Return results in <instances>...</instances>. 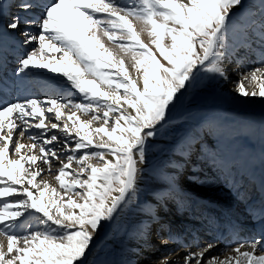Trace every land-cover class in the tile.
Returning <instances> with one entry per match:
<instances>
[{"label":"snow or ice","instance_id":"1","mask_svg":"<svg viewBox=\"0 0 264 264\" xmlns=\"http://www.w3.org/2000/svg\"><path fill=\"white\" fill-rule=\"evenodd\" d=\"M4 12L0 0V264H105L89 260L99 230L136 198L179 98L201 73L230 79L226 40L237 25L262 47L234 92L264 100V0H10ZM9 42L21 51L15 80L3 74ZM40 69L61 74L83 101L5 98ZM53 164L59 188L44 179ZM254 211L260 233H236L235 246L217 255L219 240L182 256L168 251L177 235L158 220L168 233L158 264H264V200Z\"/></svg>","mask_w":264,"mask_h":264},{"label":"bare ground","instance_id":"2","mask_svg":"<svg viewBox=\"0 0 264 264\" xmlns=\"http://www.w3.org/2000/svg\"><path fill=\"white\" fill-rule=\"evenodd\" d=\"M9 8L10 0H4L5 12H8ZM11 11L16 12L17 9L12 7ZM251 11H255V9H251ZM248 13L249 9L246 7L234 19L243 20ZM239 27L237 25V29L231 32L226 40L229 55L226 65L229 70L230 79L225 81L219 78L220 86L224 91L230 93L235 100H239L240 97L234 92L235 84L232 81L238 78V71L258 66L257 60L261 56L260 49L262 47L255 36L241 32ZM143 38L147 39L146 37ZM105 41L107 43L106 38ZM107 46L114 47L111 44ZM20 54L19 46L13 47L12 42H9L3 69L5 79H16L13 76V71L17 66V59ZM50 55L58 56L59 54ZM37 71L43 73V75L29 77L23 81L21 87L24 85L28 86L34 80L43 79L65 89L66 92H63V96L61 97L68 98L71 95L72 99L83 101V97L70 87L66 78L61 74L51 73L45 69ZM50 87L51 85H45V88ZM23 90L26 91L25 88ZM26 92L33 96H38L40 99L54 96L52 94L47 95V92L43 93V95L41 94L42 91L38 93L34 90H28ZM19 95H22V93ZM5 98L7 99L8 96ZM46 115L51 116L52 114ZM77 115H80V113H77ZM81 118L87 119L90 117L82 116ZM53 122H55L54 117ZM190 132L191 140L179 144L173 151L172 156L168 157L169 159L164 167L166 168V172L161 173L162 171L152 170L147 175L158 188H155V192L152 191L153 193L149 195V199L147 198L148 201L144 202L142 207L139 208V212L134 214L135 227L130 235H127V240L125 238L126 251L129 258L126 263L128 264H153L154 262L158 264L159 260L165 255L166 249L160 242L152 249L155 252L150 251L139 254L142 245H145L144 242L147 236L150 243L160 241L157 237L162 232L158 226L155 232L151 233L152 224L157 223L158 220H167L170 221L169 224L173 225L172 231H175L177 239L175 243L169 244L168 251L177 250L181 256L187 248L195 251L199 246L219 240L218 248L214 249L212 253L213 255H217L229 245L235 246L237 230H241V234H239L240 239H251L256 237L261 231L259 214L254 211V208L259 206L261 201L264 200V187H262V184H264V145L256 147L250 143L249 146L239 147L236 141L228 139L229 132H226L223 126L212 122H206L201 127H193ZM23 142L27 143L25 140ZM189 144L191 145L190 147L187 146ZM240 145H242V141ZM57 168L58 164H53L51 173L46 172L44 175V179L49 181L53 186L57 182L54 178ZM251 182H255L256 190L252 194L250 202H246L243 198L245 195H248V186ZM171 194L175 195L173 196L175 197L173 204L178 206V209L175 211L176 215L172 211V207H170V201L173 198L169 197ZM162 198H167L168 203L160 209L157 201ZM203 205H207V208H203ZM201 207L202 210L200 209ZM212 208L226 210H223L224 212L219 220V224L222 225L213 230L207 226L208 228L206 229L211 230L209 234L202 237L203 232H201L202 236L199 237V231L202 230L197 224L198 221L203 223L204 219L209 218L207 213L202 215L200 212L204 210L209 212L212 211ZM230 213H235L236 215L229 219ZM161 215L162 217L159 219ZM234 224L236 226L231 233H228L229 227ZM248 232H251V236L247 234ZM163 233V236L168 234L167 231ZM171 258L176 259L175 255Z\"/></svg>","mask_w":264,"mask_h":264},{"label":"rangeland","instance_id":"3","mask_svg":"<svg viewBox=\"0 0 264 264\" xmlns=\"http://www.w3.org/2000/svg\"><path fill=\"white\" fill-rule=\"evenodd\" d=\"M73 100L81 102L79 99ZM206 122L223 126L226 132H229L228 139L236 141L239 147L249 146L250 143L256 147L264 145V100L259 98L235 100L230 93L224 91L220 86L219 77L216 74L201 73L199 81L187 89L185 94L176 102L175 108L169 113V123L166 130H162L155 137L148 151L149 162L139 174L141 176L138 180L136 198L125 206L124 211L114 222L104 223L99 230L95 238L96 247L89 257L90 261L95 259L105 262V264H128L126 263L129 260L126 240L135 227L134 214L138 213L139 208L148 201L152 191L155 192V188H158L148 178V173L152 170L162 171L161 173L166 172L164 167L173 151L179 144L191 140L190 131L193 127H201ZM24 140L28 143L26 138ZM241 141L242 145H240ZM73 167H76L75 164ZM55 187L59 188L58 182H56ZM159 189L161 188L159 187ZM170 203L172 211L176 215L175 211L178 206L173 204L172 200ZM201 236L200 233L199 237Z\"/></svg>","mask_w":264,"mask_h":264}]
</instances>
